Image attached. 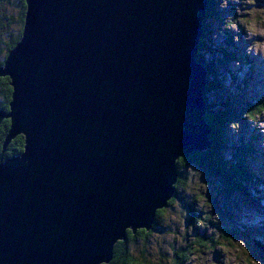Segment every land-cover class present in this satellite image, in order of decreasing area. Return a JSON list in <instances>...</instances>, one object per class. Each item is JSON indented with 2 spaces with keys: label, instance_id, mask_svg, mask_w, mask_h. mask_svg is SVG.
<instances>
[{
  "label": "water",
  "instance_id": "95a60500",
  "mask_svg": "<svg viewBox=\"0 0 264 264\" xmlns=\"http://www.w3.org/2000/svg\"><path fill=\"white\" fill-rule=\"evenodd\" d=\"M206 4L25 0L0 66L3 150L24 138L19 156L0 152V264H103L126 229H148L173 159L207 147L192 62Z\"/></svg>",
  "mask_w": 264,
  "mask_h": 264
},
{
  "label": "rangeland",
  "instance_id": "374dc122",
  "mask_svg": "<svg viewBox=\"0 0 264 264\" xmlns=\"http://www.w3.org/2000/svg\"><path fill=\"white\" fill-rule=\"evenodd\" d=\"M206 1L209 16L201 23L202 48L198 44L195 55L203 57L210 71L204 73L202 98L206 109L208 104L205 115L211 126L203 120L210 129L214 127L211 135L223 140L225 148L219 144L214 154L209 152L208 138L203 151L218 152L229 162L225 170L233 166V172L249 162L255 179H245L242 191L234 189L231 181L227 186L201 163L202 157L176 160L182 163L181 177L164 205L154 210L155 227L135 234L134 242L124 233L103 264H264V108L260 106L264 101V0ZM251 141L249 152L241 153L239 147ZM23 148L24 143L21 153ZM209 160L215 169V160ZM122 242H126L124 260L117 248ZM178 251L186 252L185 259Z\"/></svg>",
  "mask_w": 264,
  "mask_h": 264
},
{
  "label": "trees",
  "instance_id": "16d2710c",
  "mask_svg": "<svg viewBox=\"0 0 264 264\" xmlns=\"http://www.w3.org/2000/svg\"><path fill=\"white\" fill-rule=\"evenodd\" d=\"M208 4V3H207ZM206 4V5H207ZM208 6V5H207ZM24 12H25V1L24 0H0V66H3V62L7 57V54L10 50H12V48L16 45V43L18 42V40L20 39V35H21V29H22V24H23V18H24ZM208 10H206V15H207ZM209 16V14L207 15ZM204 35L201 36V38L199 39L198 44L199 48H202V42L201 39H203ZM198 48V47H197ZM196 58V56H195ZM198 60L201 62V59L198 58ZM203 63H205V61L202 59ZM202 63V64H203ZM208 66V65H207ZM207 69V68H206ZM208 70V69H207ZM209 71V70H208ZM210 72V71H209ZM208 83V81H207ZM11 92L12 89L9 86V79L7 77H0V110H6L7 106H8V102L11 99ZM7 100V101H6ZM259 101V100H258ZM260 103V101H259ZM260 106H263L264 108V101L261 100ZM212 108V107H211ZM207 109H208V104H207ZM206 109V111H207ZM221 114H217L216 113V118L219 119L221 118L220 116ZM205 119H208V116L205 115ZM222 121V120H221ZM225 120H223L224 122ZM208 122V121H207ZM208 124L211 126V122ZM220 126V125H218ZM9 127V121L5 120L2 121L1 125H0V152L3 150L2 145H3V141L4 138L6 136L7 130ZM211 129L213 130L214 127H211ZM212 130L210 133V148L211 150L209 152H211L213 149L216 150L220 144L221 148H225L224 146V141L217 139V135L216 137H213L212 134ZM23 138L21 135L15 137L12 141H10L5 150H4V155L6 156H12L13 153H21L22 151V147H23ZM254 142L251 141V144L249 142L245 143V146L242 145L240 148V152L241 153H246L249 152L251 145H253ZM244 151V152H243ZM204 153L201 155L202 152H195L192 157L199 156L201 159H199L201 161V163H205L206 165H209L208 168L212 169V171H215L216 174L219 176L220 179H222L224 181V183L229 186L228 182H232L233 184V188L235 189H241L242 191L245 189L243 186H241L242 183L247 182L246 180L250 179H255V177L253 176V172L251 171L249 166H245L246 164L248 165V163L244 164L238 167L239 170H236L233 172V170H235V167H231L232 169H227L225 170V168L227 167V162L225 159H222L221 156L218 154V152L216 153L215 151V155L214 152L212 151L213 154L211 153H207L206 151H203ZM236 154V153H235ZM206 158V160H205ZM209 158H212L213 160H215L216 162V168L213 169V167L209 164L210 160ZM181 161L185 162V158H180ZM181 162H177V171L179 173V176L181 177V172L179 171V169L181 168ZM223 166V167H222ZM255 165H253L254 167ZM242 168V169H241ZM255 168V167H254ZM219 170V171H218ZM237 171H241V175L237 174ZM250 171V172H249ZM244 173L246 174L245 176H247L249 174V176H247L248 178H244L243 179V175ZM242 176V177H241ZM244 176V177H245ZM226 179V180H225ZM241 182L240 185L239 184H235L234 180L237 181V183H239L240 180ZM246 179V180H245ZM250 182V181H249ZM248 182V183H249ZM157 224L156 219H154L152 228L155 227V225ZM151 228V229H152ZM127 232V239H129L130 241L134 242L135 241V234L140 235V234H144V230H138L135 234H132L129 230L126 231ZM145 237V235H142ZM126 242H122L117 244V248L120 250V253L122 255L121 260L126 259L127 257V253L126 250L124 248V246H126L125 244ZM176 253H179L180 257H183L185 259V255L186 252L185 251H178ZM180 259V258H179ZM182 259V258H181ZM128 261V260H127Z\"/></svg>",
  "mask_w": 264,
  "mask_h": 264
},
{
  "label": "bare ground",
  "instance_id": "6f19581e",
  "mask_svg": "<svg viewBox=\"0 0 264 264\" xmlns=\"http://www.w3.org/2000/svg\"><path fill=\"white\" fill-rule=\"evenodd\" d=\"M206 7H207V5H206ZM201 19H202V21L200 22V27H201V23L206 19V9L205 10H203V12H202V15H201ZM202 32V31H201ZM200 32V33H201ZM202 35V33L201 34H198V35H196V37L198 36L199 38H200V36ZM195 41H197V43H198V41H199V39L197 38V40H195ZM197 43H195L196 44V46L198 45ZM196 54V53H195ZM194 54V55H195ZM196 56V55H195ZM195 56L193 57V63H195L196 65H198L202 70H203V73H205L206 72V63H203V61H202V56L200 57L199 56V59H201V62L203 63H200V61L197 59V58H195ZM202 66V67H201ZM208 73V72H207ZM206 76H204V79H206L207 80V78H205ZM203 79V80H204ZM209 79V78H208ZM204 82H205V80H204ZM7 101V100H6ZM235 101V100H234ZM204 106H205V103H204ZM205 109H206V106L204 107V111H203V117H205ZM205 119V118H204ZM207 121V120H206ZM204 127L205 128H207L206 129V131H205V135H206V141H207V146L209 145V136H210V133H211V129H210V127L205 123V121H204ZM8 131V130H7ZM5 139H6V136H5V138H4V141H5ZM10 142V141H9ZM8 142V143H9ZM4 143V142H3ZM7 143V144H8ZM7 146V145H6ZM6 146L4 147V150H5V148H6ZM207 148V147H206ZM206 148H204V149H206ZM250 148V147H249ZM204 149H200V150H197V149H193V151H191V155L189 154V156H192L193 155V153H195V152H202ZM3 150V151H4ZM244 152V151H243ZM262 152V151H261ZM230 154V153H229ZM189 156H179L177 159H173V161H172V165H173V169H174V172H175V176L177 177L176 178V181L178 180V178H179V173H178V171H177V161L176 160H178V159H180V158H187V157H189ZM248 166V165H247ZM154 217H153V215H152V218H151V221H150V223H149V226H148V229L147 230H145L144 228H136V229H134V232L132 233V231H131V229H126L125 230V234L127 235V230H129L132 234H135L138 230H144V231H148V230H150L151 229V227H152V225H153V222H154ZM261 246V245H260ZM262 247H263V249H264V245H262ZM182 255V254H181ZM174 260V259H173Z\"/></svg>",
  "mask_w": 264,
  "mask_h": 264
},
{
  "label": "snow or ice",
  "instance_id": "6c2138e0",
  "mask_svg": "<svg viewBox=\"0 0 264 264\" xmlns=\"http://www.w3.org/2000/svg\"><path fill=\"white\" fill-rule=\"evenodd\" d=\"M258 39V38H257Z\"/></svg>",
  "mask_w": 264,
  "mask_h": 264
}]
</instances>
